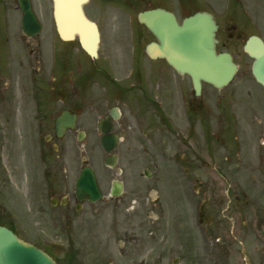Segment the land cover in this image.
<instances>
[{
    "label": "flooded vegetation",
    "instance_id": "obj_1",
    "mask_svg": "<svg viewBox=\"0 0 264 264\" xmlns=\"http://www.w3.org/2000/svg\"><path fill=\"white\" fill-rule=\"evenodd\" d=\"M92 1L102 15L106 9H102L104 3L98 2L127 3L132 0H90L86 5L90 17L88 5ZM168 1L160 0L159 6L167 7ZM177 1H180V19L198 10H207L214 15L218 23V49L230 52L239 65L235 79L226 87L216 88L209 83H203L201 92L197 93L190 76L176 72L165 59H154L146 53V45L154 36L140 24L139 26L146 31L143 34L149 38L145 46L132 48L131 52L127 47L126 57L117 61L110 57L102 59L101 51L98 59L94 60L80 47L66 43L60 50L56 46L53 47L51 61L47 67L41 64L42 60L45 64L44 48L37 44L31 49V53H35L37 72L45 70V73L39 75V79L36 77L32 83L20 87L18 74L24 65L20 52L32 43L26 38H23L22 45L10 43V37L14 33L10 17L22 16V11L19 0H0V102L8 101L9 96L6 92L12 86V96L20 107L25 102L32 101L37 112L42 108L47 110L41 126L50 130L46 140L54 142L55 151L60 148L56 141L65 140L73 131L77 137L83 134L86 139L89 136L87 130L82 133L77 129L67 130L58 136L55 128L56 118L65 110L70 115L78 113L80 121L84 118L83 115H87V119L96 124L97 135L94 139L98 143H101L106 135H117L120 140L118 146L123 142L129 145L126 153L135 155L136 147L139 146L154 165L159 161L180 162V141L188 144L189 136H192L196 191L242 192L248 197L244 201L248 207H262L264 200L251 201L252 197L248 194L264 195V87L256 80L252 71L244 77L239 74L242 60L250 59L252 66L253 59L245 52L244 46L251 35H257L264 40L261 34L262 26L253 20L241 18L249 17L246 15L247 0ZM248 14L251 15L249 12ZM254 14L262 16L259 12ZM95 20L101 28L100 21ZM240 41L243 42L241 55L236 52ZM78 53L85 55V62L82 59L78 61L79 56L75 58V54ZM105 65L109 69H106ZM86 67L96 73L94 82L90 84L86 79L88 73ZM238 76L243 78L241 77L239 83H235ZM180 78L186 80V86L180 83ZM173 118L176 119L175 122ZM100 123L109 129L108 134L99 128ZM61 148L62 156H65V146ZM185 170L188 171L189 168ZM114 181L115 179L111 180V185L102 200L104 204L98 210L94 207L96 203L81 201L75 193L72 198H69V195L61 199L55 197L57 205L69 206L72 202L74 204V208H71L74 215L67 216L72 233L66 236L64 248H50L37 242L32 243L43 248L58 264H89L87 261L99 264L98 260H104L106 249L107 263L114 264L112 254L115 253L112 252L110 242L116 239L115 236H74L73 233L74 221L77 220L75 214L88 212V207L95 215L104 217L110 214V211H106L109 206L119 205L114 209V213L110 214L116 220L120 214L118 209L121 207L126 212L132 204L134 210L130 213L136 216L137 209L143 210L147 204H151L149 199L143 200L140 196L132 199L133 192L126 190L125 181L122 193L113 196L111 191ZM53 184L56 185V180ZM234 196L240 200L238 195ZM125 198L129 200L126 202ZM52 201L54 198H51ZM217 202L221 203V200ZM151 213L152 210H149L148 215L151 216ZM122 237L123 240L119 238L117 243L120 252L127 255L129 252L126 243L136 241L137 238ZM92 238L100 249L86 248L89 242L94 244Z\"/></svg>",
    "mask_w": 264,
    "mask_h": 264
},
{
    "label": "rangeland",
    "instance_id": "obj_2",
    "mask_svg": "<svg viewBox=\"0 0 264 264\" xmlns=\"http://www.w3.org/2000/svg\"><path fill=\"white\" fill-rule=\"evenodd\" d=\"M159 1L132 0L108 4L100 1L98 4L104 3L102 9H106L102 15L95 2H90L88 12L102 25L101 58L110 57L117 61L126 57L127 47L130 52L132 48H143L149 38L143 34L146 32L144 28L136 22V15L138 11ZM169 1L180 15V1ZM247 1L246 15L249 17L241 18L253 20L262 26L261 34L264 36V0ZM34 4L44 21V28L37 37L30 40L35 44H42L46 60L45 64L44 60L41 64L48 67L53 45L63 47V43L52 20L51 2L35 0ZM255 12L262 16L255 15ZM12 20L19 31L21 19L18 18V22H15V18ZM21 35L20 30L18 42L23 41ZM74 43L76 41L69 45L75 46ZM242 46L243 42L240 41L236 51L240 55ZM30 48L28 46L27 49ZM20 54L24 65L19 70L18 86L23 87L27 83L26 77L28 72L31 73V67L27 52L22 49ZM32 56L35 57L34 54ZM78 56V61L82 59L85 62L83 53L75 54V58ZM250 65V59L242 60L239 74L243 77L249 74ZM105 68L109 69L107 65ZM85 70L88 72V83L94 82L96 73L88 67ZM43 73L45 70L38 71L37 79ZM242 76H238L234 82L242 80ZM180 83L186 86V80L180 78ZM11 88L12 86L6 92L8 101L0 102V222L14 225L20 235L30 241L50 248H64L66 236L72 233L67 216L74 215L71 210L74 204L53 206L51 198L61 199L65 195L73 197L75 181L86 158L96 170L105 193L113 178L125 181L126 190L133 192L132 199L140 196L143 200H150L151 192V204H147L143 210L137 209L136 216L130 213L134 210L132 204L126 212L123 207L118 209L120 214L116 220L110 216L119 206L115 204L106 209L110 214L104 217L95 215L90 207L88 212L75 214L77 220L74 221V236H115L116 239L110 242L112 252L115 253L112 254L114 264H264V204L262 207H248L244 202L248 197L242 192H196L192 136H189L188 144L180 141V162L170 161L166 164V161H159V165H154L139 146L136 147L135 155L126 153L129 145L123 142L115 150L119 156L118 163L110 167L104 163L107 153L94 139L95 130L87 115H83L79 126L88 130L89 136L80 143L75 132H72L65 140L56 141L60 148L55 151L54 142L45 139L50 130L36 126L37 112L33 103L28 102L20 107L12 96ZM21 95L23 96L22 90ZM173 120L175 122L176 119ZM61 146H65V156H62ZM145 168L151 170L150 176L144 174ZM186 168L189 170L186 171ZM118 169L122 172H118ZM54 180L56 185L53 184ZM234 195H238L240 200ZM248 195H251V201L264 200V195L259 193ZM218 198L221 203L217 202ZM125 200L127 202L129 199ZM205 200L208 204L205 220L201 223L199 210ZM103 204L98 202L94 207L98 210ZM149 210H152V216L148 215ZM130 217L133 219L130 220ZM122 236L137 238L136 241L126 243L129 252L127 255L120 252L117 243V239L123 240ZM92 247L101 248L95 245V240L93 245L89 242L86 246ZM106 251L107 249L104 251V260H98L99 264H108ZM87 262L91 264L90 261Z\"/></svg>",
    "mask_w": 264,
    "mask_h": 264
},
{
    "label": "water",
    "instance_id": "obj_3",
    "mask_svg": "<svg viewBox=\"0 0 264 264\" xmlns=\"http://www.w3.org/2000/svg\"><path fill=\"white\" fill-rule=\"evenodd\" d=\"M23 29L28 35L38 33L41 23L32 9L31 2L24 0ZM88 0H53L54 18L59 35L64 40L76 37L82 47L92 56L98 55L100 32L97 24L91 21L84 11ZM144 22L157 36L159 43L148 46L152 56L168 59L180 73L191 75L197 91L201 81L213 83L217 87L228 84L237 71V65L227 52L216 51L215 33L217 25L213 16L207 12H198L184 19L180 24L175 15L163 9L148 10L140 14ZM245 50L254 58L253 73L264 85V42L251 37ZM63 114L57 120L59 131L67 125H74L73 116L69 123ZM116 138L113 139V142ZM113 143L104 147L110 150ZM110 160V159H109ZM108 163L114 164V161ZM76 193L81 199L93 201L101 197L94 171L86 167L76 183ZM0 264H57L52 257L35 246L20 240L10 229L0 226Z\"/></svg>",
    "mask_w": 264,
    "mask_h": 264
}]
</instances>
